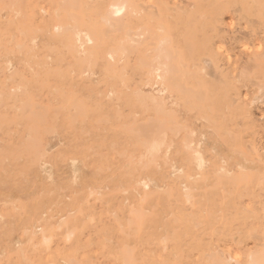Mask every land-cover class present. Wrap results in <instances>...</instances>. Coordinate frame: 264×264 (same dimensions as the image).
Listing matches in <instances>:
<instances>
[{
	"label": "rangeland",
	"instance_id": "374dc122",
	"mask_svg": "<svg viewBox=\"0 0 264 264\" xmlns=\"http://www.w3.org/2000/svg\"><path fill=\"white\" fill-rule=\"evenodd\" d=\"M35 1L0 0V264H250L264 249V0H199L200 39L227 83L208 77L202 107L167 94L204 143L206 170L181 179L182 205L171 122L168 151L146 148L158 116L139 93L158 90L131 70L133 56L108 57L124 33L105 34L87 60L75 49L74 31L87 32L78 16L112 0H65L60 30L59 0ZM221 166L230 173L215 187Z\"/></svg>",
	"mask_w": 264,
	"mask_h": 264
},
{
	"label": "bare ground",
	"instance_id": "6f19581e",
	"mask_svg": "<svg viewBox=\"0 0 264 264\" xmlns=\"http://www.w3.org/2000/svg\"><path fill=\"white\" fill-rule=\"evenodd\" d=\"M34 2H36V1L34 0ZM6 4H9V6L12 8V11L14 13H16V10H15L16 5L14 4V2L10 1ZM238 4H239V2H238ZM17 5H19V4H17ZM223 5H225V4H223ZM235 5H234V7L237 6V5L236 6ZM250 5H252V4H250ZM56 6H57V9L55 11V16H56L55 20L58 22L56 29L60 30L62 28L61 27V21L63 19L62 16L67 9V7L65 6V0H59L57 2ZM67 6H68V4H67ZM256 6H258V5H256ZM33 8H34V6L32 7V9ZM215 9H216V7H215ZM91 10H92L91 14H88L87 16H85V15L78 16L77 26L79 28L86 27L87 32H84L82 30L81 31H78V30L74 31L72 38H73L74 44L76 45L75 49L77 50V53L82 57V59L87 60L90 57V55L93 53V51L91 49L92 48L96 49L98 46H100V44L102 43V41L104 39L105 34H108V32H110V33L123 32L124 33L123 38L120 41H118L116 43L115 47H113L109 51L108 57L113 61V60H115L117 55H119L120 53L125 54L126 59H127V57L133 56L132 60H130L133 62L131 70L133 72L140 73L141 78H142V79L141 78L140 79L142 80V84L144 86H146V87L149 86L150 88L152 87V88H154V89L156 88L158 90V95L139 93V100L142 102V104L145 105L143 107L153 108L154 112L158 116V123H157L158 126L155 127L151 132H148L150 134V136L149 135L147 136V134H145V138L148 137L147 143L149 145L147 144V146L150 147V148H148V147H146V148L150 149V150L152 149V153H151L152 155L151 156L155 157L157 155L156 158H158V159H159L158 154L163 149H166L168 151L170 146L167 143V129H169V128H166L165 124H166V122H171L172 128L170 130L172 132H174L176 138L178 139L177 155H178V159H179V166L177 168V176L179 179V181H178L179 186L177 189V196H178V202L180 203V205H182V192L184 190V188H183L184 186L181 183V179L183 177L187 178V180H191L193 178V174L191 173L192 165H195L196 166L195 168H197V170H199L200 172H204L206 170V159H205L204 153H203V144L204 143L202 140L196 141L195 132L192 131L191 129H190L191 131H189L188 127H185L182 124V122H180L178 117L175 116L174 112L168 111V109L166 107L167 106V103H166L167 94L168 93H175L176 94V96L171 95V97L173 99H175L173 101L175 106L176 105L179 106V104L181 102H184L185 104L190 105V106H199L202 104L201 102L208 100V95L210 94L209 91H210V89H212L210 87V89L208 90V88L206 87V83L208 82V79H209L208 77H213L217 81L223 80L222 83H225V84L227 83L225 77H223L222 75L220 77H218L216 75L218 73L219 57L213 53L211 41L206 37L200 39L199 33L201 31H205L207 24H208L207 19H204V13L202 12L200 2H199V0H186L185 3H183V4L172 5L169 2V0H153V2L146 1V0H112L110 3H108V5H105L103 7V9H101V7L96 8V6H95L93 8L91 7ZM256 10L257 9L255 7V11ZM30 11H31V9H30ZM25 12L27 13L28 10ZM219 14H221V13L219 12ZM222 15H223V13H222ZM71 18H73V17L71 16ZM48 19H47V21H48ZM210 21H211V18H210ZM49 26H51V25H49ZM199 26L201 27L200 31L198 30ZM71 31H73V30H70V32ZM20 33H22V31ZM33 34L35 35V33H33ZM22 35H24V34H22ZM111 42H112V40H111ZM223 42H225V41H223ZM57 54H58V52H57ZM70 57H72V56H70ZM261 60H262L261 58H258V60H255L254 63L257 64ZM46 61H47V59H46ZM43 64H45V63H43ZM258 65H259V63H258ZM210 70H212V71H210ZM245 71L247 72V67L244 68L240 72V74L242 75L243 73H245ZM17 75L20 78L19 74H17ZM34 75H35V73H34ZM263 78H264V76H263ZM239 79H240V77H239ZM214 83H216V82L214 81ZM251 84H253V82ZM262 90H264V89L262 88ZM250 98L252 99V96ZM19 99H20V97H19ZM231 101H232V99H231ZM187 105H186V107H187ZM201 107H202V105H201ZM148 110L149 109H147L146 111H148ZM27 111H28V109H27ZM24 112H25V110H24ZM238 113L241 114L240 112H238ZM230 114H232V112H230ZM235 114L236 113H234V115ZM32 115H34V114H32ZM232 121H233V118H232ZM239 121H241V120H239ZM232 123H234V122H232ZM230 124H231V122H230ZM138 126H140V124ZM144 131L145 130H143V133H144ZM136 132H138V131H136ZM140 132L142 133V131H140ZM145 133H147V132H145ZM183 133H186V135H185L184 141L181 142V137H182ZM169 134H171V133H169ZM133 135H134V133H133ZM137 135H139V134L137 133ZM139 136L142 137L143 135H139ZM138 139L139 138H137V140ZM144 144L146 145V142H144ZM144 147L145 146H143V148ZM183 150H186L188 152L187 162H185V163H184V157H183V153H184ZM151 158H149V159H151ZM156 158H154V159L156 160ZM155 160H152V161H155ZM234 169H236V168H234ZM229 173H230L229 170H227L223 166L216 169L215 173H214V177H213L214 182H215V187H219L222 184V178L228 176ZM189 185H190V183H189ZM207 186H209V184H207ZM207 186H205V187L207 188ZM234 187L235 186H233V188ZM187 191H189V188ZM190 197H191V195L189 193H187L186 198L189 199ZM249 217H251V216H249ZM249 221H250V219H249ZM128 225H129V223H128ZM201 235H202V233H201ZM172 236H173V234H172ZM99 238H101V237L99 236ZM256 240H258V239H256ZM263 251H264V249H263ZM263 251H261V254L255 253L257 257L255 256L254 253L251 254L252 256L254 255L253 257H255V258H252L253 260L250 261V264H264V252ZM97 261H99V260H97ZM215 264H216V262H215ZM218 264H220V261L218 262ZM221 264H227V262L222 261Z\"/></svg>",
	"mask_w": 264,
	"mask_h": 264
}]
</instances>
